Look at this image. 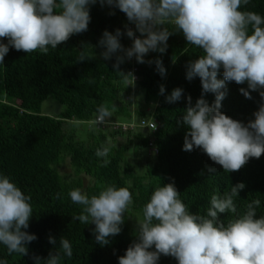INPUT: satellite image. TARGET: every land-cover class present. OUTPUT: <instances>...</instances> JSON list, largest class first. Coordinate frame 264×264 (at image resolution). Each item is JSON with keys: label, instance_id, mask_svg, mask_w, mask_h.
<instances>
[{"label": "trees", "instance_id": "obj_1", "mask_svg": "<svg viewBox=\"0 0 264 264\" xmlns=\"http://www.w3.org/2000/svg\"><path fill=\"white\" fill-rule=\"evenodd\" d=\"M241 10L264 16V0H250ZM90 16L86 32L71 36L56 49L49 46L47 55L39 50L25 53L10 47L0 64V174L7 175L25 195L31 196L33 216L26 231L37 236L28 244L26 256L8 255L6 247L0 245V259L8 264H35L34 255L47 258L64 237L72 245L73 256L64 257L61 264H119L118 258L137 239V221L143 218V207L153 191L173 182L179 199L192 214L205 215L212 194L222 195L242 182L245 188L234 200L238 212L259 199L256 218L264 215V155L250 158L239 171L226 173L201 149L183 150L188 128L177 121L182 119L187 97L191 95L194 105L202 96L200 78L187 80L186 65L198 59L202 50L189 45L174 26L166 25L174 33L169 37L167 51L145 56L146 61L162 59L166 76L158 73L155 63L137 62L141 80L127 86L114 72L115 56L108 61L99 56L105 50L99 46L103 32L124 31L123 22H129L126 15L97 2L90 6ZM2 42L7 43V39ZM82 44L93 46L87 49L92 58L78 62ZM121 44L127 47L126 35L121 37ZM129 67L124 62L120 69L127 73ZM218 79H223L222 68ZM161 85L165 87L163 95ZM241 87L247 88V83L226 82L227 95L220 111L247 124L255 119L253 114L264 100L258 91L247 99L239 91ZM176 88L183 89L181 100L166 102ZM125 95L137 97L134 111L130 103L122 101ZM203 98L209 105L215 102L214 93L203 94ZM49 100L60 106L54 116L42 114V106ZM104 102L112 111L109 119L116 123H93L98 106ZM70 123L83 130L86 129L81 125L86 126L87 139L69 128ZM106 142L114 147L107 157L110 163L101 167L103 158L95 152ZM67 159L73 174L61 173ZM101 185L126 187L133 198L124 215L122 231L103 246L95 241L94 224L73 219L81 213L82 206L72 203L68 196L74 188L91 196L99 192ZM228 215L232 214H219V218L226 221ZM50 236L56 239L55 246L49 243ZM158 264L178 261L161 255Z\"/></svg>", "mask_w": 264, "mask_h": 264}, {"label": "clouds", "instance_id": "obj_2", "mask_svg": "<svg viewBox=\"0 0 264 264\" xmlns=\"http://www.w3.org/2000/svg\"><path fill=\"white\" fill-rule=\"evenodd\" d=\"M97 2L118 8L130 22L124 21V31L116 29L115 34L105 30L99 41L105 49L102 57L111 60L115 56L114 72L127 86L141 80L137 62L155 63L158 73L166 76L162 59L145 60L150 52L167 51L174 33L166 25L174 26L189 45L202 50L198 59L186 65L187 80L200 78L202 96L193 105L189 95L182 119L177 121L188 128L184 151L201 149L226 173L239 171L250 158L264 155V103L247 124L220 111L227 95L226 82L247 83V88L239 91L247 99L258 91L264 100V16L241 10L250 0H0V64L10 47L47 55L49 46L56 49L71 36L86 32L90 6ZM124 35L130 38L127 47L121 44ZM89 47L93 46L81 45L78 62L92 58ZM124 62L130 66L127 73L120 69ZM221 68L223 79H218ZM164 93L161 85L160 94ZM206 93L215 94L213 104L203 98ZM182 95L183 89L176 88L166 102L175 103ZM111 117L112 111L104 102L98 106L93 123H116ZM112 147L106 142L96 149L95 155L103 158L101 167L110 163L107 157ZM244 188L241 182L222 195L212 194L206 214L198 215L187 210L174 182L157 186L143 207V218L137 221V239L118 258L119 264H158L161 255L174 257L178 264H264V215L256 218L261 201L252 200L242 212L234 202ZM56 195L60 197V193ZM68 196L72 203L82 206L73 219L94 224L95 241L102 246L120 234L124 215L133 203L129 189L115 185H101L99 192L91 196L74 188ZM30 201V195L0 174V245L6 247L8 255H28V244L37 239L26 231L33 216ZM225 213L232 215L226 221L220 220L219 214ZM49 243L55 246L57 241L50 236ZM72 256L71 243L61 237L59 246L47 258L34 255L32 259L35 264H61L64 257ZM0 264L8 261L0 259Z\"/></svg>", "mask_w": 264, "mask_h": 264}, {"label": "rangeland", "instance_id": "obj_3", "mask_svg": "<svg viewBox=\"0 0 264 264\" xmlns=\"http://www.w3.org/2000/svg\"><path fill=\"white\" fill-rule=\"evenodd\" d=\"M130 39L127 37V40ZM102 53V52H101ZM100 57H102V55L100 54L99 55ZM103 58V57H102ZM108 61V60H106ZM132 100V101H130ZM123 102H126V105H128L129 103L132 105V110L134 111L136 106H137V97H130L129 95H125L124 96V99L122 100ZM119 105V103H118ZM60 109V106L56 103H54L53 101L49 100V101H46L43 106H42V114L43 115H50V116H54L56 114V111ZM77 124H73V123H70L68 124V127L69 128H73V130L76 131L77 133V130H78V134L81 136V138H85V140L87 139V136H86V131H87V128L86 126H82L84 129L86 130H83L81 129L80 127H76ZM126 140H124L123 143H125ZM73 174V168L71 166V162L69 159H67L64 163H63V167L61 169V173L64 174V173H71Z\"/></svg>", "mask_w": 264, "mask_h": 264}]
</instances>
